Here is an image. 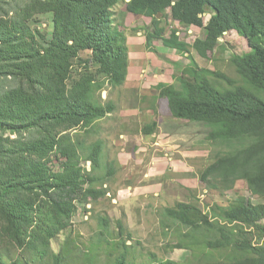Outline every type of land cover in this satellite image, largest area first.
Segmentation results:
<instances>
[{
	"label": "trees",
	"instance_id": "1",
	"mask_svg": "<svg viewBox=\"0 0 264 264\" xmlns=\"http://www.w3.org/2000/svg\"><path fill=\"white\" fill-rule=\"evenodd\" d=\"M30 1L35 9L52 13L50 39L39 36L20 13L0 17V78L18 83L0 87V131L36 132L10 142L0 135V264H35L36 259L24 258L22 251H37L42 264H71L70 251L54 253L50 240L68 227L72 203L94 191L83 193L81 169L52 173L51 157H75L79 146L63 132L78 126L89 128L117 108L112 100L100 101L96 91L105 82L117 87L126 81L128 39L116 24L115 7L120 0ZM125 4L128 12L151 19L152 29L146 34L149 46L154 39H162L167 47L189 52L191 46L205 57L229 31H236L252 45L251 51L233 58L245 84H236L223 73L189 66L179 78V86L159 83L158 88L174 117L204 123L212 141L232 142L206 168L203 180L218 178L232 188L244 179L253 194L264 197V0H125ZM168 9L174 19L203 27L204 38L189 45L177 34L166 37L162 20ZM207 9L213 13L206 24ZM83 52L89 58L74 76L75 60ZM215 75L231 87L218 89L210 78ZM101 151V144L95 143L88 157L95 163ZM213 211L211 217L183 202L167 208L168 216L180 223L213 233L207 244L210 248H233L228 264H264V243L253 242L255 237L264 239V203L247 206L234 199ZM34 223L40 232L30 231ZM100 224V234L105 237L109 219L104 217ZM45 233L47 239L35 245ZM124 246L106 264H132L129 246L125 242ZM84 255V264H90L91 254ZM146 264L182 263L152 255Z\"/></svg>",
	"mask_w": 264,
	"mask_h": 264
},
{
	"label": "rangeland",
	"instance_id": "2",
	"mask_svg": "<svg viewBox=\"0 0 264 264\" xmlns=\"http://www.w3.org/2000/svg\"><path fill=\"white\" fill-rule=\"evenodd\" d=\"M127 12L125 0H120L115 7L116 24L126 35L135 36L138 31L141 33L144 30L145 47L138 50L153 52L151 58L156 57L154 62L151 58L149 60L148 66L150 65V69L154 68V71L149 70L148 74L159 73L164 77L155 80L150 78L144 82V92L140 87L141 82H136L133 87L126 86V81L117 87L105 82L104 88L96 91V96L103 102L114 101L117 108L108 116L95 121L89 128L78 126L63 132L68 134L72 143L79 146L78 153L71 158L52 154L50 171L65 173L81 169L83 193L88 189L94 192L87 198L83 196L72 203L73 213L69 225L50 240L51 251L59 253L62 249L69 250L71 264H84V254H91L90 264H106L125 247V242L129 246L128 261L132 264L149 263L152 255L161 260L172 259L182 264H208L217 261L228 264L233 248H210L207 244L214 237L213 233L205 228L195 230L180 223L168 216L167 208H174L182 202L191 203L202 213L212 217L213 208L217 205L228 206L232 200L240 199L247 206H254L264 203V197L253 194L244 179L237 180L232 188H227L218 178L203 180L206 168L215 161L217 154L228 151L232 142L208 139L210 129L202 122L176 119L170 111L167 98L160 95L158 84L173 83L179 86V78L189 66L207 68L215 74L223 73L236 84H245L237 72L233 58L251 51L252 45L236 31H229L223 34L216 47L205 57L191 46L189 52L167 47L162 39H154L149 46L146 34L152 29L151 19L148 18L145 24L137 16L127 18ZM19 13L20 17L29 21L39 36L51 38V12L35 9L30 0H7L0 3L1 18L13 17ZM212 13L211 9H207L204 23H208ZM136 22L138 26H131L130 23ZM162 25L165 26L167 36L177 34L189 45L195 39L205 36L203 27L184 24L169 17V12L163 18ZM88 58L89 53L83 52L80 59L75 60L74 76L86 65L84 61ZM92 64L95 68L96 64ZM98 77L105 79L102 74ZM210 78L218 89L231 87L224 78L216 75ZM17 84L13 78H0L2 88ZM154 104L157 108L155 114L149 116L156 115L155 121L150 117L141 124L139 118L130 113V109L136 106L146 112ZM144 127L155 132V135L147 139L146 134L140 131ZM124 134L142 135L143 139L130 137L126 141L121 136ZM0 135L10 142V139H27L36 135V132L0 131ZM95 143L101 144L102 151L94 163L88 155ZM87 161L91 162L90 166ZM104 217L109 219L110 227L107 235L102 237L100 223ZM220 222L224 223L223 220ZM262 223L264 224V219ZM30 231L38 233L40 227L34 223ZM46 239L47 235L43 234L35 245ZM253 242L264 243V239L255 237ZM112 243H117L118 246ZM17 252L19 251L15 253ZM19 253L24 258L36 259L35 264H42L38 260L37 251Z\"/></svg>",
	"mask_w": 264,
	"mask_h": 264
},
{
	"label": "crops",
	"instance_id": "3",
	"mask_svg": "<svg viewBox=\"0 0 264 264\" xmlns=\"http://www.w3.org/2000/svg\"><path fill=\"white\" fill-rule=\"evenodd\" d=\"M167 12H169V17L172 18L173 16H172L171 9H168ZM127 14H128L127 18H129V19H133V17L137 16L139 18L138 20L144 21L145 24H147V22H148V18L145 17V16H142V15H135L134 16V14H132L130 12H127ZM175 20H177V19H175ZM130 24H132L131 26H138L137 22L135 24H133V23H130ZM142 31H144V30H142ZM142 31H141V33H140V31H138V33H137L138 35H135V36L134 35H127V37H128L127 43H128V48H129V73H128V77H127V80H126V86L128 85V87H133V86L136 85V82L137 83L141 82L142 85L140 87L142 88V91H143L144 86H146L145 83L150 78H152V80H155V79H157L159 77H164V76L160 75L159 73H155V74L153 73L154 75L151 73L152 75H149L150 74L149 70H153L154 71V68L150 69L151 68L150 65L148 66L149 60L151 58V55H153V52H146L144 49L143 50H138L141 47H143V48L145 47L144 46L145 45L144 37H143ZM169 36L170 35H168V36L166 35V37H169ZM151 59H152V62H154L156 60V57L153 56ZM159 65H162V63H159ZM143 66H148V67L145 68ZM139 71H141L140 74L138 73ZM149 84H151L150 81H149ZM155 106H156V104H154L151 107H148L146 112H143L141 110L140 106H136V107H133L132 109H130L131 112L130 111L129 112L133 116L134 115L137 116L139 118V120L141 121V124H143V122H146V120L151 117V116H149L150 114H153V113L155 114V111L157 109ZM151 118L154 121L157 120L156 115L151 117ZM176 119H178V118H176ZM144 125H145V123H144ZM146 129L147 128L144 127L143 130H140V131H141V133L146 134L147 139L148 138L150 139L151 137H153V135H155V132H153L150 129H147V132H145ZM121 136L125 137L126 141H127V138H130V137H131V139L132 138H142L143 139L142 135H137V134H134V135L124 134V135H121ZM155 143H158V142H155Z\"/></svg>",
	"mask_w": 264,
	"mask_h": 264
},
{
	"label": "built area",
	"instance_id": "4",
	"mask_svg": "<svg viewBox=\"0 0 264 264\" xmlns=\"http://www.w3.org/2000/svg\"><path fill=\"white\" fill-rule=\"evenodd\" d=\"M87 164H88V166H90L91 163H87Z\"/></svg>",
	"mask_w": 264,
	"mask_h": 264
}]
</instances>
